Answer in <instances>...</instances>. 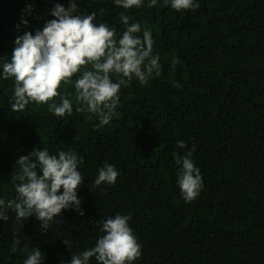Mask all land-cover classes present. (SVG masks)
Listing matches in <instances>:
<instances>
[{"label": "trees", "instance_id": "trees-1", "mask_svg": "<svg viewBox=\"0 0 264 264\" xmlns=\"http://www.w3.org/2000/svg\"><path fill=\"white\" fill-rule=\"evenodd\" d=\"M26 1L0 0L4 60L17 35L45 22L27 17L28 27L17 30ZM52 1L67 7V0ZM80 8L95 11L118 34L126 27L121 13L150 28L162 72L146 85L134 80L122 88L119 116L103 127L95 115L75 110L62 118L35 103L13 111L14 80L0 79V196H15V161L35 147L75 152L85 177L78 187L84 215L63 210L47 233L29 218L17 233L19 247L41 248L43 264H66L95 244L97 221L119 212L131 214L142 245L134 264H264V0H199L182 12L163 0L129 10L111 0H82ZM177 140L195 145L203 178L190 203L176 185L175 158L187 151ZM105 162L120 175L97 187ZM8 215L0 221V264H22L24 255L10 251L15 213Z\"/></svg>", "mask_w": 264, "mask_h": 264}, {"label": "clouds", "instance_id": "clouds-1", "mask_svg": "<svg viewBox=\"0 0 264 264\" xmlns=\"http://www.w3.org/2000/svg\"><path fill=\"white\" fill-rule=\"evenodd\" d=\"M82 0H67V7L56 2L48 15L52 17L33 33L23 31L14 40L10 60L0 56V79L14 80L9 105L13 111H23L30 103L46 105L56 117L77 113L93 114L97 127L109 125L119 116L120 90L135 80L146 85L162 72L160 55L154 47L150 28L141 29L140 22H130L129 15L120 14L125 25L117 33L115 25L97 19L95 11L84 13ZM145 0H111L119 8H141ZM159 0H147V6ZM166 7L177 12L199 7V0H163ZM32 5L25 12H31ZM29 20L22 13L16 26L27 28ZM142 32V35L140 34ZM171 67H175L173 61ZM71 87L72 91H64ZM61 89V90H58ZM75 105V109H74ZM179 149H186L175 158L176 185L185 203L195 200L203 189L200 168L193 159L195 145L188 148L183 140L176 141ZM80 159L71 150L51 153L48 148L35 147L27 155H20L14 164L15 196H0V221L15 213L14 232L10 251L24 255L22 264H43L41 248L21 245L17 233L29 218L35 217L41 232L47 233L63 210L72 209L83 216L78 187L85 177L79 170ZM120 175L113 163L105 162L93 183L115 184ZM131 214L117 212L97 221L101 235L95 244L71 254L66 264H134L142 256V245L130 226ZM71 248V241H62Z\"/></svg>", "mask_w": 264, "mask_h": 264}, {"label": "built area", "instance_id": "built-area-1", "mask_svg": "<svg viewBox=\"0 0 264 264\" xmlns=\"http://www.w3.org/2000/svg\"><path fill=\"white\" fill-rule=\"evenodd\" d=\"M40 5L36 0H30L26 1L24 8L22 9V13L25 14L28 18H32L36 21H46L50 19V16L48 15L50 9L53 7L54 1L52 0H39ZM31 4L32 9L31 12H25L26 6Z\"/></svg>", "mask_w": 264, "mask_h": 264}]
</instances>
